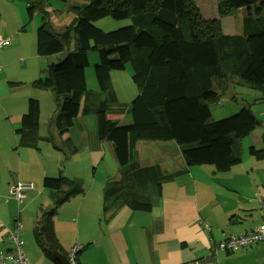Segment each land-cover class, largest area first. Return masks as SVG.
I'll use <instances>...</instances> for the list:
<instances>
[{"label":"trees","instance_id":"16d2710c","mask_svg":"<svg viewBox=\"0 0 264 264\" xmlns=\"http://www.w3.org/2000/svg\"><path fill=\"white\" fill-rule=\"evenodd\" d=\"M21 1L28 20L35 12L46 15L41 4L46 0ZM75 1L81 3L70 7L74 18L58 32L41 16L35 36L37 56L61 53L71 39L74 44L59 62L47 65L45 78L33 85L54 93L57 109L52 123L59 134L73 125L84 96L80 113L93 118L97 138L111 145L114 160L123 170L102 191L105 222L123 209L150 212L163 186L192 167L211 166L214 172L225 173L241 162L239 141L259 126L256 118L243 104L237 114L212 121L208 104L218 102L235 79L258 91L255 101L264 103V0H217L219 17L243 12L242 33L237 35L224 34L217 20L204 19L195 0ZM102 18L130 24L104 32L92 25ZM89 51H96L99 57L94 75L99 92L108 95L105 100L86 91L84 69ZM113 55L118 58H111ZM127 62L137 96L128 106L114 107L113 103L109 109V102H114L110 73L124 70ZM123 115L129 117V124H119ZM38 122V101L30 99L16 131L18 146L38 150L41 141L52 142L51 137L32 134ZM140 141L155 145L138 153L135 149ZM248 152L264 160V149L250 147ZM177 158L182 167H172ZM133 159L136 162L129 166ZM69 183L75 190L65 189ZM42 185L50 191L51 206L41 210L33 237L44 255L59 264L52 252L65 258L67 254L58 245L53 218L62 204L83 190L80 182L73 184L61 173L44 178Z\"/></svg>","mask_w":264,"mask_h":264},{"label":"crops","instance_id":"0c3cea01","mask_svg":"<svg viewBox=\"0 0 264 264\" xmlns=\"http://www.w3.org/2000/svg\"><path fill=\"white\" fill-rule=\"evenodd\" d=\"M21 4L25 6L23 2ZM20 7L17 3L16 8L23 10ZM19 18L21 19L16 21L10 32L13 37L7 30L5 16L0 21V38L9 37L13 41L12 43L8 39L10 45H7V50L0 52V254L12 247L7 241V231H11L18 221L21 224V239L25 245L22 254L26 263L54 264L43 253L30 251L28 247L29 234H33L41 210L51 206L50 191V204H40V199L45 194L43 185L36 186L31 179L37 175L43 181L45 175L61 172L57 165L46 171L40 159L39 167L33 164L34 152L39 154V146L38 150L18 146L19 136L16 131L22 115L27 112L30 98L23 91V82L8 77L10 62L7 57L10 52L23 51V35L15 34L23 15ZM34 81L36 80L31 81L29 86L35 89ZM52 94L51 99L56 103L54 93ZM80 111L73 125L63 134L54 129L48 137L54 143L57 137L54 138L53 135L56 133L59 136L56 142L62 148H67V152L70 150L69 145L71 149L80 146L92 152L100 151L103 141H99L93 130V118L82 116ZM76 129L87 134L85 137L79 135L80 144L77 141V144L73 143L77 138L72 136V132ZM254 132L255 130L251 134ZM253 136L255 144L257 137ZM91 140H96L97 143H91ZM142 143L140 150L137 147L138 153L151 147L150 143ZM241 159L240 165L225 173H216L211 167L190 168L185 175L163 186L161 197L153 201L148 213L128 209L119 211L105 222L107 229L103 237L86 240V245L96 249L95 259L87 262L77 255L78 264H264V241L247 245L235 253H225L215 248L229 236L248 233L264 224V164L244 154ZM174 165L182 167V160L177 158L172 167ZM30 182L33 183V189L26 191V198L22 203L18 204L9 196L12 185ZM85 200L86 197H83V201ZM213 202L217 206L213 211L207 210L206 207ZM59 224L60 217L55 218L53 229L58 245L63 252L76 248L79 254L78 247L82 244L74 245L77 240H72V234H75L73 228L78 229V219L72 215L68 223L69 229L66 230L60 228ZM63 235L68 238L66 243Z\"/></svg>","mask_w":264,"mask_h":264},{"label":"rangeland","instance_id":"374dc122","mask_svg":"<svg viewBox=\"0 0 264 264\" xmlns=\"http://www.w3.org/2000/svg\"><path fill=\"white\" fill-rule=\"evenodd\" d=\"M217 2V0L194 1L202 17L206 20H217L219 22L220 29L224 34H241L243 12L237 10L230 15L219 17L216 10ZM17 3L23 8V10H18L16 8ZM21 3L22 2L18 0H0V21H2L3 17L5 16L6 26L8 27L7 30L9 33L15 26L16 21L18 19H21L19 17H22L23 15V20H21L22 23L21 25H19V28L15 32L16 35L21 33L23 35V51H13L9 53L7 60L8 62H10V65L7 70V75L13 80L23 82V91L26 93V96H28L30 99L37 100L38 104H40L38 128L36 131L32 132V134L39 137H47L54 130L52 123V112L56 110V103L51 99L53 95L52 90L40 88L34 89L29 86V83L33 80L45 78V69L47 65L51 63H57L62 58H64L67 52L72 50L74 42L71 39L69 44L65 45L63 52L56 55L49 57L37 56L35 51L36 30L40 25L41 16L43 17L45 14L41 15L40 13L35 12L32 19L28 20L26 17L25 6ZM77 3L80 4L81 2L69 0L67 3H63L55 0H46L41 3L43 4V11L46 13L45 16L50 20V24L53 30L58 32L63 27L70 24L71 20L74 18L70 7ZM129 24L130 22L128 20L117 21L112 18H102L92 22V25L94 27L104 32L114 31ZM10 34L11 37H13V33ZM2 38L9 39V37ZM11 42L13 43L12 40ZM8 44L10 45V42ZM7 45L2 47L0 49V52H4L5 50H7L9 46ZM111 58L118 57L113 55L111 56ZM87 59L88 65L84 69L86 91L88 94L93 96L100 95V98L105 100L108 95L99 92V88L94 75V66L99 62L97 52L89 51L87 53ZM131 75L132 70L128 62L125 64L124 70L112 71L110 73V83L114 95V102H109V109L112 108L113 103L114 107L120 105L128 106L131 101L137 96V88L131 80ZM30 85L32 86V84ZM258 96V91L251 89L245 83L235 79L229 84V86H227L226 90L220 96L219 101L209 103L208 108L210 111L211 120L218 121L237 114L243 104H247L252 115L259 123V126H257L253 134H250L248 135V137L246 136L239 141L240 156L242 158V154L248 155L252 157V159L256 162L264 164V160H257L248 152V149L250 147H255L257 150L264 149V144L262 143V141H264V103L255 101V98H258ZM83 99L84 96L83 98H81L79 104L80 109L82 108ZM107 116L109 118H115L109 113L107 114ZM118 120L120 125H126L130 123L129 117H127L126 115L119 117ZM18 129H20V126ZM76 130L72 132V136H75L77 138L73 140V143L77 144L75 143L77 141L80 144L79 135L85 137L87 134L83 133V131H80L79 129ZM253 135H256L257 137V139L254 141L255 144L253 143ZM53 136H55L54 138L57 137L54 143H48L45 141H41L39 143L40 152L39 154L34 152L35 161L33 162V164H37V166L39 167L38 160L40 159L43 167L46 168V171L49 170L51 166L55 167L57 165L61 174L71 183L74 184V182L76 181L81 183L83 193L71 196L67 202L62 204L57 210V213L54 216V220L55 218L60 217L59 226L60 228H65L66 230V228L69 229L68 223L70 222L72 215H74L78 219V229L75 227L73 228V232L75 234H72V240H74V242L77 240L78 242V244L76 242L74 243V245L82 244L80 245V247H78V258H82L83 261L92 262L96 256V249L93 246L86 245L85 242L86 240L88 241L91 237H103L104 232L107 229V224L105 223L102 215V191L109 181L116 180L119 177L123 168L119 167L116 164L112 148L110 144L106 142L102 143L103 148L100 151L92 152L84 147L82 149L80 148V146L73 147L75 149L74 150L71 149V145H69L68 149L70 150L67 152V148H62V146H60L58 142H56L59 136L56 133ZM90 142L97 143L96 140H91ZM149 143V145H155V142ZM53 144H55L58 149H55ZM141 144L143 145L142 141L137 143L135 151H137V147L138 150H140ZM134 162H136V159H133L129 166L134 164ZM211 169L213 168L211 167ZM31 175L32 174H30V176ZM58 175L59 171L55 174L45 176L57 177ZM31 180L32 182L34 181L36 186H39L40 184L42 186V181L37 175H34ZM74 188L75 187L69 183L65 189L73 191L75 190ZM42 189L45 194L40 199V204H43V202H45L46 205L50 204V200H48L49 191L44 189L43 187ZM83 197H86L85 201H83ZM216 206L217 204L213 202L209 204L206 209L209 211H213ZM76 232L78 233L76 234ZM67 239L68 238L66 237V235H63V241L65 243ZM29 241L30 245L28 247L30 248V251L34 250L43 253L37 245L33 234L31 233L29 234ZM23 242L24 241H22L21 249L25 247ZM75 249L76 248H74V250ZM72 250L73 249H70L67 252L64 251V253L66 252L68 256V254H71Z\"/></svg>","mask_w":264,"mask_h":264},{"label":"built area","instance_id":"2783aa9c","mask_svg":"<svg viewBox=\"0 0 264 264\" xmlns=\"http://www.w3.org/2000/svg\"><path fill=\"white\" fill-rule=\"evenodd\" d=\"M8 43V39H0V49ZM31 189V183H16L9 188V196L20 204L26 198V191ZM7 240L12 244V247L7 252L0 254V264H27L22 254L21 224L18 221H16L13 230L7 231ZM261 241H264V224L257 227L253 233L249 235L239 234L237 236H232L228 241L220 243L217 247L222 251H236L243 246ZM75 255L76 250L68 254L66 257L67 264H78Z\"/></svg>","mask_w":264,"mask_h":264},{"label":"water","instance_id":"95a60500","mask_svg":"<svg viewBox=\"0 0 264 264\" xmlns=\"http://www.w3.org/2000/svg\"><path fill=\"white\" fill-rule=\"evenodd\" d=\"M259 123L257 122V125ZM52 256L54 259L58 261L59 264H67L66 258L59 252H52Z\"/></svg>","mask_w":264,"mask_h":264}]
</instances>
